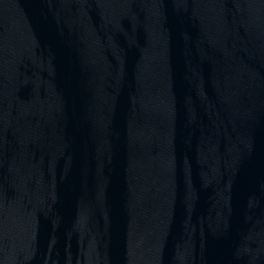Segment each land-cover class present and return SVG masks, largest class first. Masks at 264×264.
<instances>
[{"label":"water","instance_id":"water-1","mask_svg":"<svg viewBox=\"0 0 264 264\" xmlns=\"http://www.w3.org/2000/svg\"><path fill=\"white\" fill-rule=\"evenodd\" d=\"M0 264H264V0H0Z\"/></svg>","mask_w":264,"mask_h":264}]
</instances>
